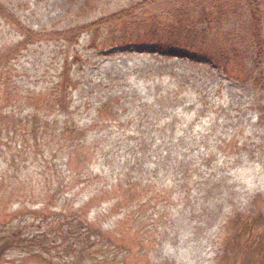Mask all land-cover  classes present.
<instances>
[{
	"label": "rangeland",
	"instance_id": "rangeland-1",
	"mask_svg": "<svg viewBox=\"0 0 264 264\" xmlns=\"http://www.w3.org/2000/svg\"><path fill=\"white\" fill-rule=\"evenodd\" d=\"M83 1L73 0L69 8V0H29L30 9L26 10L24 21L34 28L55 30L69 25L86 24L100 16L105 18L110 2L115 6L125 7L143 0H108L101 9L78 15L77 8ZM174 2L177 3L176 0H160L151 5L149 12L166 11ZM6 38L9 39L5 40ZM87 39L88 36H81L80 44L86 43ZM17 45V36L0 23V59L4 56L7 63L12 61L8 73L10 79L0 76V246L6 245L0 264H48L47 261H41L43 256L49 264H60L63 261V250L68 263L86 264L76 254L68 257L74 250L73 242L77 237L69 227L68 221L72 218L68 217L65 210L70 211V215L74 217L76 209L84 200L98 202L99 192L91 191V187L86 186V181L95 169L108 182L107 172H110L112 165L94 155L97 150L87 153L85 147L76 150L75 161L78 160V155L88 154L91 168H88V164L81 165L79 162L78 170V164L76 166L73 162L71 173L65 162L66 158L55 151V143L60 136L54 132L57 129L48 131L44 140L38 139L35 143V124L28 121L32 120L26 117L28 113H33L31 117L37 118L51 113L52 120L59 116L60 125L65 124L68 119L66 124L71 126L68 127L78 135H84L80 140L82 144L91 138L99 141L110 137L113 142L124 139L118 146L119 163L125 159L124 148L127 141H132L134 127L140 124L142 129L150 128L151 122L153 131H150L167 142H175L180 136L185 141L190 137L194 139V144L189 146L191 151H186L184 166L178 172H189L192 166L188 170L183 167L196 164L199 170L190 171V175L203 179L202 183L219 185L220 200L228 202L223 201L224 205L213 228L194 233L191 230L192 217L188 208L185 209L183 205V197L180 198L182 202H179L177 195L173 193L178 183L174 179L168 181L162 188L170 191L172 198L167 196L162 209L168 210L174 204L178 227L173 228L172 232H166V235L148 239L145 247L147 252L151 251L149 258L137 259L134 264H146L145 261H148L147 264H236L231 252L232 242L245 240L247 246L252 248H258L259 242L264 246V126L259 122V117L264 113V110L261 112L264 108V89L256 90L249 84L224 80L199 55L188 50L172 53L167 57L166 53L156 56L149 49L136 50L133 46L127 49L114 47L108 49L109 52H99L87 45L86 48L82 45L65 48L62 45L57 49L51 44H41L33 48L28 46L19 55L9 56L4 46L12 48L18 47ZM74 53L80 55L83 63L72 68L71 75L77 86L69 95L68 106L61 111L56 107L58 101L49 99V93L42 86L49 84L55 77L64 58L70 61ZM246 60L249 61L248 58ZM143 67H162L164 73L152 79L139 77L136 70ZM17 84L20 86L17 87ZM26 89L36 93L31 95L30 105L26 102ZM16 90L19 91L18 95H15ZM210 92L217 93L216 100L223 104L225 111L222 110L214 118L206 117L195 121L189 133L188 125L192 122L189 116L200 108V93L203 95ZM102 105H106V108ZM159 107L162 109L160 116ZM188 108L192 111L187 110ZM113 110L118 112L114 113ZM135 117L142 118L141 123H135ZM118 119L128 123L126 130L121 133L114 123ZM145 121L147 124L144 127ZM172 121H176V130L170 125ZM160 125L165 129L163 134L158 132ZM225 139L229 141V148L226 146V149L233 156L230 160L222 155L221 146ZM243 144L246 149H241ZM172 154L175 156L176 152ZM209 159L212 160L210 167L207 166ZM166 162L170 164L171 159ZM150 171L154 176V169ZM189 201L191 204L194 202L191 197ZM218 203L217 199L209 200L204 206L216 211ZM230 211L231 220L221 216ZM96 212L99 213L98 207L91 216ZM247 213L246 219L241 218L247 226V220H257L256 215L261 213L257 221L260 224L254 227L257 239L253 238L251 230L247 235H238L241 237L236 239V235L240 234L237 230L240 224L236 218ZM218 222L225 224L227 229L234 223L232 227L234 231L237 230L230 233L234 234L231 244L225 245L226 251L220 257V245L214 239L218 232ZM250 223L253 224L252 220ZM113 224L106 223L105 227L102 224L100 232L109 228V233ZM31 234L37 236L31 245L25 244L18 248L15 243L10 245L7 242L9 235H19L23 240L32 239ZM248 235L250 238H246ZM145 236L146 234L142 235L144 241ZM98 246L106 248L105 245H97L95 248L98 249ZM37 248L41 252L36 251ZM52 248L56 255L46 250ZM104 251L117 264H121L118 259H121L119 255H124L123 250L111 246L110 250Z\"/></svg>",
	"mask_w": 264,
	"mask_h": 264
},
{
	"label": "trees",
	"instance_id": "trees-1",
	"mask_svg": "<svg viewBox=\"0 0 264 264\" xmlns=\"http://www.w3.org/2000/svg\"><path fill=\"white\" fill-rule=\"evenodd\" d=\"M107 1L84 0L78 6L77 14L81 15V13L101 9ZM158 1L160 0L137 1L125 7L115 6L113 2H110L107 13L104 14L105 18L100 16L86 24L69 25L50 30L34 28L24 21V14L26 10L30 9L29 0H0V23L13 32L18 40V47L4 46V48L9 56L19 55L22 49H26L28 46L33 48L41 44H51L57 49H60L62 45H65V48H73L75 45H82L86 48L87 45L99 52L114 47L127 49L131 46L137 48L149 46L152 54L166 53L167 57H170L172 53L188 50L199 55L202 61L212 67L211 69L220 74L224 80L249 84L256 90L264 89V0H176L177 3L171 4V7L166 11L157 10V12L150 13L151 5ZM72 4L73 0H69L68 7L71 8ZM83 35L88 36V39L86 43L80 44L79 39ZM1 57L0 76L10 79L8 73L10 72L9 66L12 67V61L7 63L4 56ZM247 58L249 61L246 60ZM82 63L78 53H74L70 61L64 58L55 77L49 84L42 86L49 93V99L58 101L56 107L61 111L68 106L69 95L77 86V82L71 75L72 68L74 65H82ZM136 72L139 77L152 79L161 76L164 70L162 67L154 69L143 67L137 69ZM114 79L116 80V78ZM19 86L20 84H17V87ZM25 91L27 93L26 102L30 105L31 95H36V93L28 89ZM18 92L16 90L15 95H18ZM216 97V92L203 95L200 93V108L191 112L192 114L189 116L192 119L188 125L189 133L195 121L206 117L214 118L222 110L225 111L223 104L217 101ZM143 105L145 106V104ZM102 107L106 108V105H102ZM187 110L192 111L190 108ZM262 110L264 108L261 109V112ZM113 111L114 113L118 112V110ZM161 112L162 109L159 107V116ZM32 114L28 113L26 117L32 118L28 121L35 124L34 142L36 143L38 139L44 140L48 131L57 129L54 132L60 136L55 143V151L62 158H66L65 162L70 172L73 162L76 163V166L78 164V170L79 162L81 165L86 163L88 168H91V159L88 154L78 155V160L75 161L76 150L85 149V147L87 153H94L97 150L94 155L102 157L106 164H112L110 172H107L108 182L104 180L105 176L97 173L93 168L90 179L86 181V186L91 187V191L99 192L97 196L99 203L84 200V203L76 209L77 214L74 217L70 215V211L65 210L68 217L72 218L68 221L69 227L77 237L73 242L74 250L68 254V257L76 254L80 260L86 261V264H117L116 260L104 251L110 250L113 246L124 252L123 256L117 253L121 258L118 259V263L134 264L137 259L149 258L151 251L147 252L145 247L148 239L151 237L154 239L156 235H166V232H172L173 228L178 227L175 221L177 212L173 209L174 204L170 205L168 210L162 209L167 196L169 199L172 198L171 192L162 186L172 179L178 183L173 193L177 195L179 202H182L180 198L183 197V205L185 209L188 208V213L192 217L191 230L194 233L213 228L215 220L220 215V209L224 205L223 201L228 202L224 199L220 200L219 185L202 183L203 179L190 175V171L199 170L196 168V164L183 167L188 170L192 166L189 172H178L181 171L180 167L184 166L186 151L190 150L189 146L194 144L192 137L186 141L183 136L177 138L175 142L164 141L161 136L157 137L153 134L151 122H149L150 128L145 127L147 124L145 121V128L142 129L141 124L134 127L132 141H127L124 148L125 159L119 163L118 146L123 143L124 139L113 142L110 137L102 138L99 141L91 138L82 144L80 140L84 135L80 136L71 130L68 127L70 124H66L68 119L65 124L60 125L58 124L59 116L52 120L51 113L41 115V118L31 117ZM135 115H138V112H135ZM263 115L259 117V122L264 126ZM141 121L142 118L135 117V123H141ZM175 122L170 123L172 128H175ZM114 123L120 133L125 131L128 126V123L121 119ZM161 127L162 125L159 126L158 132L163 134L165 129ZM77 130L81 131L78 127ZM228 142L227 139L222 141L221 150L222 155L227 156V160H230L233 156L229 149H226ZM97 147L98 149H96ZM241 149H246V145L243 144ZM174 152H176L175 156L172 154ZM114 157L116 159H113ZM82 158L83 161H81ZM170 159L171 163L168 164L166 161ZM207 166H212L211 159L209 162L207 161ZM152 168L155 172L154 176L150 171ZM156 175L157 178H154ZM143 196L144 200H142ZM190 197L194 201L192 204L189 201ZM215 199L219 200L216 211L204 206L209 200ZM195 206H199V208ZM97 207L99 213L96 212L94 216H91ZM73 213L75 214L74 210ZM247 215L248 213L236 218L240 224L237 229L240 234L236 235V239H240L241 236L238 237V235H247L250 230L253 238L257 239L254 235V227L260 224L257 221L260 219L261 213L256 215L258 216L257 220L253 218L247 220L248 226L241 219H246ZM221 216L226 220H231L232 211L221 214ZM87 219L90 221L86 222ZM250 220L253 224L250 223ZM106 223L114 224L111 225L109 233H107L109 228L101 233L102 224L105 227ZM232 225L227 229L225 224H219V222L217 224L218 232L214 239L220 245L219 257L226 249L225 245L231 244L230 241L234 234L230 233L237 231H234ZM143 234H146L145 241L142 240ZM31 237L32 239L22 240L19 235H9L7 242L10 245L15 243L19 248L25 244L31 245L37 236L31 234ZM246 238H250V235ZM236 242L231 244L232 257L236 259V264H264V246H261L260 242L258 248L247 246L245 240ZM97 245H105L106 248L98 246L96 249ZM5 249L6 245L0 246V257L4 255ZM46 250L54 252L53 248ZM36 251L41 252L39 248ZM29 253L32 254V252ZM53 255H56L55 252ZM62 256L63 261L60 264H71L65 260L67 257L64 250ZM41 261H47L49 264L44 256L41 257ZM145 263L147 264L148 261ZM215 264L220 263L215 262Z\"/></svg>",
	"mask_w": 264,
	"mask_h": 264
}]
</instances>
